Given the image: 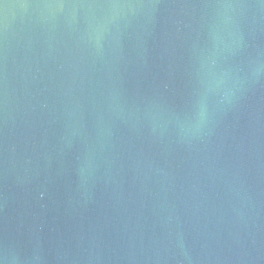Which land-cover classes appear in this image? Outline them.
<instances>
[{
    "label": "water",
    "instance_id": "obj_1",
    "mask_svg": "<svg viewBox=\"0 0 264 264\" xmlns=\"http://www.w3.org/2000/svg\"><path fill=\"white\" fill-rule=\"evenodd\" d=\"M0 264H264V0H0Z\"/></svg>",
    "mask_w": 264,
    "mask_h": 264
}]
</instances>
